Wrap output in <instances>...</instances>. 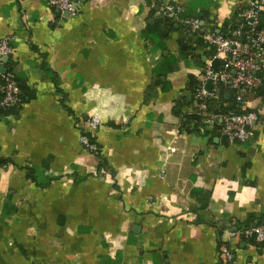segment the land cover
<instances>
[{
	"label": "crops",
	"instance_id": "1",
	"mask_svg": "<svg viewBox=\"0 0 264 264\" xmlns=\"http://www.w3.org/2000/svg\"><path fill=\"white\" fill-rule=\"evenodd\" d=\"M167 1L82 0L71 13L0 0L13 47L2 67L24 97L0 113V264H223V245L264 264V246L238 233L264 217V93H245L261 121L244 143L198 115L196 97L214 54L205 36L249 0H212L192 35ZM167 56L175 70L155 72ZM221 92L209 111L238 108ZM94 115L98 153L81 142Z\"/></svg>",
	"mask_w": 264,
	"mask_h": 264
},
{
	"label": "built area",
	"instance_id": "2",
	"mask_svg": "<svg viewBox=\"0 0 264 264\" xmlns=\"http://www.w3.org/2000/svg\"><path fill=\"white\" fill-rule=\"evenodd\" d=\"M82 0H49V4L61 11L77 13ZM163 13L173 19H180L179 14L183 6L176 0L167 1L162 9ZM264 0H249L242 17L237 21V28L230 34L208 32L206 40L214 49V54L202 71V83L196 90L199 101L198 115L204 116L214 129L226 137L229 143H244L251 139L253 130L260 123L258 111L244 108L245 93L256 92L264 83L261 73L264 71V23L262 13ZM187 34L202 33L200 18L181 19ZM13 52L8 39L0 42V68L2 58ZM219 59L218 67L213 61ZM212 82L214 87L209 89L206 84ZM221 85L229 87L238 105L236 109H220L209 111L207 103L218 99ZM22 102V90L12 72L0 73V109H9ZM241 104V105H240ZM99 116L94 115L86 129L82 131L81 142L90 151L98 153L100 147L92 140L91 133L96 132L101 125ZM246 239H253L257 244L264 243V217L252 226L243 227L238 232ZM223 264H239L229 245L221 247Z\"/></svg>",
	"mask_w": 264,
	"mask_h": 264
},
{
	"label": "trees",
	"instance_id": "3",
	"mask_svg": "<svg viewBox=\"0 0 264 264\" xmlns=\"http://www.w3.org/2000/svg\"><path fill=\"white\" fill-rule=\"evenodd\" d=\"M213 4V1L212 0H191L187 6H185L184 10L182 12H180L179 14V18L180 19H185L187 17H198L200 18L201 20L203 21H206L207 20V14H208V7L210 5ZM243 11L241 10L240 11V15H243ZM167 16V15H166ZM169 17V16H168ZM242 17V16H241ZM240 17V18H241ZM262 17V16H261ZM167 20H169L168 18H166ZM263 20V19H262ZM264 23V21H262ZM174 25V24H173ZM238 26H237V22L234 23L231 27L230 30H222L220 31L221 33H225V34H230L232 33V31L234 29H236ZM218 28L215 27L213 29V32L215 33L216 30ZM159 36V31H156L155 34H153V36ZM198 41L200 43H204V38L203 37H200L198 39ZM176 63H177V60L173 57V56H167L165 58V63H163L162 65L159 66V70L158 68H155V72H158V71H161V73H168V72H172L175 70L176 68ZM261 75L263 76V80H264V71L261 73ZM256 92H259V93H264V83L263 85L256 91ZM24 101V97H22V102ZM213 105H217L219 108H222V105L224 104V102H226V96H225V93H223L219 100H217L216 102L214 101H209V103H211ZM14 107V106H13ZM13 107L9 108V109H0V113L1 114H8L9 112H11V110L13 109ZM235 109V108H233ZM7 161H10L9 159H3L1 158L0 159V163L1 164H4L6 163ZM262 247L264 246V243L263 244H260Z\"/></svg>",
	"mask_w": 264,
	"mask_h": 264
},
{
	"label": "water",
	"instance_id": "4",
	"mask_svg": "<svg viewBox=\"0 0 264 264\" xmlns=\"http://www.w3.org/2000/svg\"><path fill=\"white\" fill-rule=\"evenodd\" d=\"M158 18H160V17H158ZM151 22H153V21H151ZM164 32H166V31H164ZM8 58H9V56H5V57H4V60L7 61ZM219 63H220V60H219V59H215V60L213 61V65H214V67H218ZM6 70H7V69H6L5 67H2V68H1V71H2L3 73H5ZM206 87L209 88V89H211V88L213 87V83H212V82L207 83V84H206Z\"/></svg>",
	"mask_w": 264,
	"mask_h": 264
}]
</instances>
